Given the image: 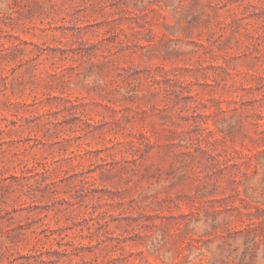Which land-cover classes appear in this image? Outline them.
<instances>
[{
  "label": "rangeland",
  "instance_id": "rangeland-1",
  "mask_svg": "<svg viewBox=\"0 0 264 264\" xmlns=\"http://www.w3.org/2000/svg\"><path fill=\"white\" fill-rule=\"evenodd\" d=\"M0 264H264V0H0Z\"/></svg>",
  "mask_w": 264,
  "mask_h": 264
}]
</instances>
